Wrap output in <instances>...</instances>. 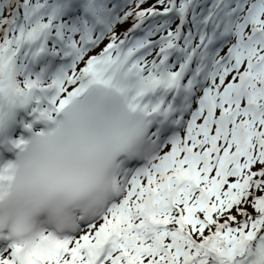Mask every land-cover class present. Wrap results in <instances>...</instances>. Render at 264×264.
<instances>
[{"label":"snow or ice","instance_id":"snow-or-ice-1","mask_svg":"<svg viewBox=\"0 0 264 264\" xmlns=\"http://www.w3.org/2000/svg\"><path fill=\"white\" fill-rule=\"evenodd\" d=\"M65 117L152 151L0 264H264V0H0V145Z\"/></svg>","mask_w":264,"mask_h":264},{"label":"clouds","instance_id":"clouds-1","mask_svg":"<svg viewBox=\"0 0 264 264\" xmlns=\"http://www.w3.org/2000/svg\"><path fill=\"white\" fill-rule=\"evenodd\" d=\"M41 124L11 158L0 159V238L20 245L26 261L46 254L43 231L72 232L118 194L123 155L152 151L107 126L67 117Z\"/></svg>","mask_w":264,"mask_h":264}]
</instances>
